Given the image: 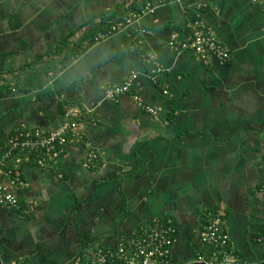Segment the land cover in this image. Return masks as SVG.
Segmentation results:
<instances>
[{"label":"crops","instance_id":"0c3cea01","mask_svg":"<svg viewBox=\"0 0 264 264\" xmlns=\"http://www.w3.org/2000/svg\"><path fill=\"white\" fill-rule=\"evenodd\" d=\"M140 2L0 0V77L14 79L19 66L74 30L78 36L104 13ZM196 17L228 48L229 62L204 63L168 46L171 34L189 35ZM148 53L169 70L153 79ZM133 70L132 91L156 117L128 94L104 96ZM73 105L88 109L81 129L99 162L87 167L83 143L66 145L45 167L20 162V208L0 207L3 264H81L88 246H113L165 216L177 228L169 263L195 261L209 249L200 230L215 210L241 263L264 264V0L158 4L86 46L42 88L0 95V139L17 128L55 127Z\"/></svg>","mask_w":264,"mask_h":264},{"label":"built area","instance_id":"2783aa9c","mask_svg":"<svg viewBox=\"0 0 264 264\" xmlns=\"http://www.w3.org/2000/svg\"><path fill=\"white\" fill-rule=\"evenodd\" d=\"M174 0H144L136 7H130L123 15L116 18L110 25L99 32L96 40L132 25L141 16L153 13L158 4ZM189 35L179 38L171 34L167 44L176 51H189L204 63L216 60L227 63L231 59L228 48L218 40L213 29L199 17L187 22ZM150 74L153 79L159 73L169 69L161 67L153 53L147 54ZM137 73L133 70L121 83L108 84L104 89L107 99L118 101L125 94L144 110L156 117L158 110L146 103L144 98L132 91L133 81ZM167 91L164 90V93ZM88 109L78 106H66L55 127L17 128L4 139H0V207L20 208V193L26 188L20 162H34L45 167L52 159L61 154L66 145L85 144L87 149L86 165L97 166L99 156L92 144L86 140L81 129V122ZM259 190L264 192V181ZM259 239L264 241V231ZM177 240V228L170 216L153 217L141 224L130 236H119L113 246H88L81 264H171L169 256ZM201 243L211 249V254L200 253L196 262L202 264H242L231 245L230 235L225 227L224 214L215 210L208 213L200 230ZM0 264H3L0 258Z\"/></svg>","mask_w":264,"mask_h":264},{"label":"trees","instance_id":"16d2710c","mask_svg":"<svg viewBox=\"0 0 264 264\" xmlns=\"http://www.w3.org/2000/svg\"><path fill=\"white\" fill-rule=\"evenodd\" d=\"M144 0H141V2ZM139 4V3H138ZM138 4L136 6H138ZM134 6V7H136ZM126 11L122 9L106 12L101 16L98 25L91 24L78 36L74 30L66 35L53 46L49 47L43 54L36 56L33 60L18 67L14 72L15 78L5 80L0 77V95L13 91L30 92L42 88L50 78L56 76L69 61L77 57L86 46L96 42V36L99 32L106 29L117 16L123 15ZM14 83L12 86L11 83ZM12 86V87H11ZM204 254L210 255L211 249L204 251ZM20 264V263H19Z\"/></svg>","mask_w":264,"mask_h":264},{"label":"water","instance_id":"95a60500","mask_svg":"<svg viewBox=\"0 0 264 264\" xmlns=\"http://www.w3.org/2000/svg\"><path fill=\"white\" fill-rule=\"evenodd\" d=\"M182 264H202V262L190 261V262L182 263Z\"/></svg>","mask_w":264,"mask_h":264}]
</instances>
